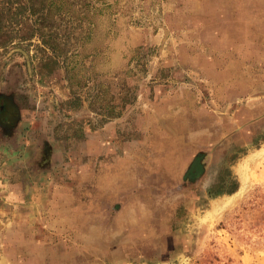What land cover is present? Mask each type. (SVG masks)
<instances>
[{"label": "rangeland", "instance_id": "obj_1", "mask_svg": "<svg viewBox=\"0 0 264 264\" xmlns=\"http://www.w3.org/2000/svg\"><path fill=\"white\" fill-rule=\"evenodd\" d=\"M1 104L0 264H264V0H0Z\"/></svg>", "mask_w": 264, "mask_h": 264}, {"label": "flooded vegetation", "instance_id": "obj_2", "mask_svg": "<svg viewBox=\"0 0 264 264\" xmlns=\"http://www.w3.org/2000/svg\"><path fill=\"white\" fill-rule=\"evenodd\" d=\"M8 105L7 104H1L0 105V113H1V119L7 120L9 119L8 115ZM3 120H0V124L2 123ZM199 159H196L192 165L191 171H198L199 169Z\"/></svg>", "mask_w": 264, "mask_h": 264}, {"label": "trees", "instance_id": "obj_3", "mask_svg": "<svg viewBox=\"0 0 264 264\" xmlns=\"http://www.w3.org/2000/svg\"><path fill=\"white\" fill-rule=\"evenodd\" d=\"M238 182L235 180V179H233L232 181H231V186L226 190V193H233V192H235L236 190H237V188H238Z\"/></svg>", "mask_w": 264, "mask_h": 264}]
</instances>
